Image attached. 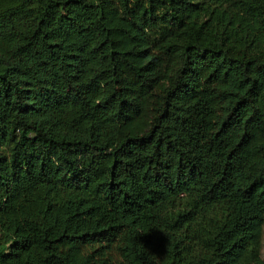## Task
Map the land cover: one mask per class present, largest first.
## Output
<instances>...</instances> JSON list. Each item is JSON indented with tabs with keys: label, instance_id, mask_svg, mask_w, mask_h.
I'll return each instance as SVG.
<instances>
[{
	"label": "trees",
	"instance_id": "trees-1",
	"mask_svg": "<svg viewBox=\"0 0 264 264\" xmlns=\"http://www.w3.org/2000/svg\"><path fill=\"white\" fill-rule=\"evenodd\" d=\"M264 0H0V264H264Z\"/></svg>",
	"mask_w": 264,
	"mask_h": 264
},
{
	"label": "rangeland",
	"instance_id": "rangeland-1",
	"mask_svg": "<svg viewBox=\"0 0 264 264\" xmlns=\"http://www.w3.org/2000/svg\"><path fill=\"white\" fill-rule=\"evenodd\" d=\"M261 256H262V259L264 260V226H263V238H262Z\"/></svg>",
	"mask_w": 264,
	"mask_h": 264
}]
</instances>
